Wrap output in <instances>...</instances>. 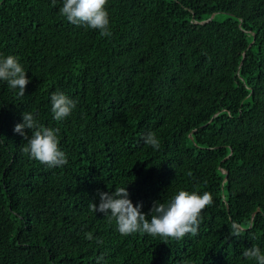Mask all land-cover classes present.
I'll use <instances>...</instances> for the list:
<instances>
[{
    "label": "trees",
    "instance_id": "1",
    "mask_svg": "<svg viewBox=\"0 0 264 264\" xmlns=\"http://www.w3.org/2000/svg\"><path fill=\"white\" fill-rule=\"evenodd\" d=\"M62 6L0 0V58L29 78L24 96L0 80V264H256L242 253H264V0H108L107 37ZM54 92L76 102L60 122ZM25 112L59 129L66 165L22 151ZM126 185L149 220L180 190L214 203L197 235L123 236L90 205Z\"/></svg>",
    "mask_w": 264,
    "mask_h": 264
},
{
    "label": "clouds",
    "instance_id": "2",
    "mask_svg": "<svg viewBox=\"0 0 264 264\" xmlns=\"http://www.w3.org/2000/svg\"><path fill=\"white\" fill-rule=\"evenodd\" d=\"M55 5V0H53ZM108 0H63L60 14L75 26H85L99 30L103 37L111 35L110 19L107 11ZM0 80L5 81L10 89H19L17 95L24 96L29 78L25 68L13 55L0 58ZM51 111L57 122L65 120L72 114L76 102L63 92L51 95ZM31 130V136L25 132ZM14 132L27 139V146L22 149L29 158L39 161L47 168L63 167L68 163L66 153L59 147V129L40 124L31 112L23 113V122L17 123ZM144 142L153 149L161 147L154 133L143 137ZM99 204L92 203L93 212H102L109 222L115 220L117 230L123 236L140 233L179 241L186 235H197L202 222V212L214 203L212 194L202 195L195 191L180 190L168 202H154L149 216L141 211L142 203L134 205L129 199L126 187H116L114 192H99ZM241 228L233 222L230 226L231 236H240ZM87 238L91 239L88 235ZM242 255L256 264H264V253L255 245L244 249Z\"/></svg>",
    "mask_w": 264,
    "mask_h": 264
},
{
    "label": "rangeland",
    "instance_id": "3",
    "mask_svg": "<svg viewBox=\"0 0 264 264\" xmlns=\"http://www.w3.org/2000/svg\"><path fill=\"white\" fill-rule=\"evenodd\" d=\"M224 18H225V15H222V14L218 15V19H224Z\"/></svg>",
    "mask_w": 264,
    "mask_h": 264
},
{
    "label": "water",
    "instance_id": "4",
    "mask_svg": "<svg viewBox=\"0 0 264 264\" xmlns=\"http://www.w3.org/2000/svg\"><path fill=\"white\" fill-rule=\"evenodd\" d=\"M213 16V15H212ZM212 16H211V18H212ZM253 41V40H252Z\"/></svg>",
    "mask_w": 264,
    "mask_h": 264
}]
</instances>
